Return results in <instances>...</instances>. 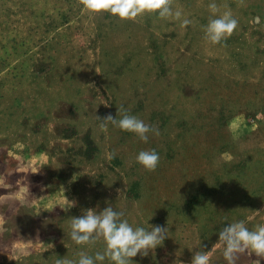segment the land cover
I'll return each instance as SVG.
<instances>
[{"label": "rangeland", "instance_id": "obj_1", "mask_svg": "<svg viewBox=\"0 0 264 264\" xmlns=\"http://www.w3.org/2000/svg\"><path fill=\"white\" fill-rule=\"evenodd\" d=\"M173 9L192 23L122 21L79 0H0V264L102 252V240L70 238L71 217L87 209L168 228L133 264H191L199 250L227 264L219 231L264 224V0H174ZM229 10L238 28L214 45L203 26ZM121 105L160 135L144 143L102 131L97 116ZM151 149L154 172L135 161ZM65 196L77 202L67 212Z\"/></svg>", "mask_w": 264, "mask_h": 264}, {"label": "clouds", "instance_id": "obj_2", "mask_svg": "<svg viewBox=\"0 0 264 264\" xmlns=\"http://www.w3.org/2000/svg\"><path fill=\"white\" fill-rule=\"evenodd\" d=\"M79 3L90 13H108L120 20H135L144 14H156L159 18H174L181 21V27L186 28L192 23L190 19L182 17V10L173 9L174 0H79ZM243 3V0H240ZM213 14L219 11L215 2L208 5ZM238 20L231 11H225L218 18L210 17L203 26L204 38L212 44L226 42L238 28ZM110 105H105L109 107ZM101 121L99 127L107 131L111 125L121 131L130 132L147 143L150 135L159 136L160 131L154 125L145 123L135 115H130L121 105L117 108L116 115L111 113L104 117L97 116ZM115 158V153L110 155ZM136 163L146 171L154 172L160 163V156L155 149L141 150L135 157ZM119 191V190H118ZM40 198H43L40 197ZM76 201L68 200L65 196L64 211L76 206ZM39 214V213H38ZM125 213L106 207L102 211L94 209L84 210L79 217L70 219V238L77 245H95L98 241L104 242V250L97 251L94 256L80 252L78 261L66 257L57 258L55 264H103L107 258L113 264H133V258L138 254L147 256L163 244L168 237V228L160 225L133 227L127 219H122ZM52 248L53 245L49 244ZM214 247L223 248V257L227 264H237L242 254H254L258 259L255 264H260L264 259V224L257 225L254 230H249L243 220L233 222L219 231L218 242ZM202 248V247H201ZM203 249V248H202ZM212 250L196 251L191 264H210Z\"/></svg>", "mask_w": 264, "mask_h": 264}]
</instances>
